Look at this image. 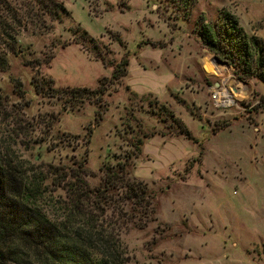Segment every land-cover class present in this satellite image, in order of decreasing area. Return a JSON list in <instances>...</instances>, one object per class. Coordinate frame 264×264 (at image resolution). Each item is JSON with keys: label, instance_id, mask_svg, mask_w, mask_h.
<instances>
[{"label": "rangeland", "instance_id": "rangeland-1", "mask_svg": "<svg viewBox=\"0 0 264 264\" xmlns=\"http://www.w3.org/2000/svg\"><path fill=\"white\" fill-rule=\"evenodd\" d=\"M56 1L67 10L61 22L46 32L31 24L20 29L17 53L7 54L0 71V144L25 166L84 160L87 183L96 187L100 169L123 161L139 138L127 169L153 193V219L119 231L131 262L178 264L189 249L199 252L208 243L211 253L213 246H248L264 264V85L240 79L197 36L201 21L214 23L225 10L243 33L264 42L263 0ZM124 55L126 74L109 80L110 63ZM100 78L99 105L34 89H96ZM221 80L240 86L228 108L210 100ZM15 121L24 134L12 132ZM181 126L192 139L179 133ZM44 194L42 208L58 216L51 202L63 191L48 185Z\"/></svg>", "mask_w": 264, "mask_h": 264}, {"label": "trees", "instance_id": "trees-1", "mask_svg": "<svg viewBox=\"0 0 264 264\" xmlns=\"http://www.w3.org/2000/svg\"><path fill=\"white\" fill-rule=\"evenodd\" d=\"M66 14L63 4L56 0H0V71L7 66V54L17 53L15 36L20 29L31 24L46 32ZM197 36L205 49L234 67L240 79L255 77L264 85V42L243 33L230 12L221 11L214 23L201 21ZM110 65L109 80L117 81L127 72L128 58L124 55ZM103 80L100 78L96 89H56L50 84L46 89L35 84L34 89L57 97L64 93L72 102L86 99L99 105ZM13 86L18 94H24L19 81ZM2 101L0 95V113ZM24 129L15 121L12 132L24 134ZM179 133L192 139L184 126ZM141 141L136 140L133 151L123 161L100 169L96 187L87 183L90 173L84 168V160L69 167L25 166L7 144H0V264H135L120 242L119 231L129 222L142 228L153 219V193L127 169V160L139 154ZM19 144L29 148L28 140ZM48 185L63 191L51 202L58 210L56 217H50L41 206Z\"/></svg>", "mask_w": 264, "mask_h": 264}, {"label": "crops", "instance_id": "crops-1", "mask_svg": "<svg viewBox=\"0 0 264 264\" xmlns=\"http://www.w3.org/2000/svg\"><path fill=\"white\" fill-rule=\"evenodd\" d=\"M264 2V0H263ZM255 33L260 36L259 32L255 31ZM203 56L199 57V60L202 61ZM209 60L212 62V57H209ZM216 83H213V85ZM144 94V93H143ZM211 245H208V243H204L201 247L202 250L199 252H191L189 249V253L186 255L187 259L179 262L178 264H259L258 261V255L255 256L251 255L247 252L248 246L246 247H238L236 244L232 245H220L218 248L214 247L215 249L211 253L209 252L206 247H210ZM217 248V249H216ZM211 250V249H210ZM209 253V255H206V252ZM264 257V254H262ZM191 262V263H189ZM261 264V263H260Z\"/></svg>", "mask_w": 264, "mask_h": 264}, {"label": "built area", "instance_id": "built-area-1", "mask_svg": "<svg viewBox=\"0 0 264 264\" xmlns=\"http://www.w3.org/2000/svg\"><path fill=\"white\" fill-rule=\"evenodd\" d=\"M212 85L210 89V100L216 107L228 108L235 104L234 94L240 88V86H225L224 81Z\"/></svg>", "mask_w": 264, "mask_h": 264}, {"label": "water", "instance_id": "water-1", "mask_svg": "<svg viewBox=\"0 0 264 264\" xmlns=\"http://www.w3.org/2000/svg\"><path fill=\"white\" fill-rule=\"evenodd\" d=\"M214 60L216 61V58H214ZM217 84H214V86H216Z\"/></svg>", "mask_w": 264, "mask_h": 264}]
</instances>
